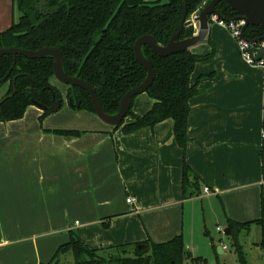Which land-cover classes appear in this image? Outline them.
I'll return each mask as SVG.
<instances>
[{
  "label": "crops",
  "instance_id": "crops-1",
  "mask_svg": "<svg viewBox=\"0 0 264 264\" xmlns=\"http://www.w3.org/2000/svg\"><path fill=\"white\" fill-rule=\"evenodd\" d=\"M13 17L12 0H0V31ZM212 48L190 75L200 92L189 99L184 149L171 118L124 133L63 99L43 118L42 109L30 105L21 118L0 122V264L47 263L70 229L99 253L181 235L185 249L206 264L211 250L221 246L224 255L222 240L203 232L207 217L224 230L227 219L258 218L264 201L263 68L246 63L215 22L190 50ZM138 95L132 110L141 115L153 99ZM131 120L126 116L124 123ZM183 161L201 180L198 196L182 198ZM130 196L133 203L126 202Z\"/></svg>",
  "mask_w": 264,
  "mask_h": 264
},
{
  "label": "trees",
  "instance_id": "trees-1",
  "mask_svg": "<svg viewBox=\"0 0 264 264\" xmlns=\"http://www.w3.org/2000/svg\"><path fill=\"white\" fill-rule=\"evenodd\" d=\"M210 0H187L185 19L206 5ZM19 16L0 31V48L18 47L37 50L44 46L58 48L63 56V70L67 75L87 81L95 90L103 110L114 114L122 95L139 85L146 76V70L135 58V40L145 34L152 35L160 45H166L176 32L184 16V0H12ZM222 19L237 16L225 1L215 6ZM193 25L184 26L178 40L191 37ZM249 40L264 39V30L249 25L244 32ZM196 54L190 48L167 56L154 54L147 45L142 46L143 55L149 60L155 78L145 93L153 99L152 106L143 114L133 112L132 97L126 116L115 127L124 133L142 127H153L156 123L171 118L176 142L183 149L188 142L187 116L189 99L200 92L197 82L191 83L190 75L197 62L212 56ZM14 65L12 66V64ZM53 58L29 59L22 55L5 54L0 57V90L6 85L0 99L12 93V79L15 78V93L0 103V122L21 118L26 108L34 102L46 106L40 118L51 113L49 106L52 94L61 99L59 90L50 83L53 77ZM263 68V115L261 126L264 130V58ZM9 74L7 75V72ZM67 98L78 109L95 113L87 92L78 86L67 85ZM71 106V105H70ZM75 107V106H72ZM125 116V117H126ZM51 132L79 136L82 131L54 129ZM182 198L198 196L202 183L198 175L183 161L181 177ZM230 236L238 262L249 264L239 241L242 232L248 233L252 226L260 229L258 246L264 250V201L261 200L258 218L237 222L227 219ZM67 242L59 245L47 263L59 264L60 255L71 254L73 264H206L201 257H194L185 249L181 235L163 242L146 240L139 243L122 244L112 247L105 255L84 244L77 229H70ZM142 244L143 246L139 247Z\"/></svg>",
  "mask_w": 264,
  "mask_h": 264
},
{
  "label": "water",
  "instance_id": "water-1",
  "mask_svg": "<svg viewBox=\"0 0 264 264\" xmlns=\"http://www.w3.org/2000/svg\"><path fill=\"white\" fill-rule=\"evenodd\" d=\"M219 1L227 2L229 6L237 12V16L234 18H243L245 20L243 32L249 25L259 26L264 30V0H210L206 5H204L199 10L197 15L194 16L192 19L191 18L185 19L187 0H184L185 9H184V16L181 20V24L178 30L172 34L166 45L158 44L156 42V39L149 34L142 35L135 40L133 45L135 58L138 61V63L146 70V76L139 85L130 88L122 95L119 101L118 110L114 114H107L103 110L101 103L98 100V97L95 93V90L91 87V85L87 81L75 76L67 75L64 72L63 56L58 48L52 46H44L37 50H29L18 47H7V48L3 47L0 48V57L5 54H11L14 57L16 55H22L29 59L51 56L53 58V63H52L53 76L58 81L66 85L78 86L84 89L91 99L96 116L106 124L116 126L125 118L132 97L145 92L155 78V71L149 60L143 55L142 46L147 45L149 49L158 56H167L173 53L184 51L185 49L190 48L193 45L203 41L208 31L209 16L211 14H215L218 17H220V14L217 12L215 8L216 4ZM193 23L198 24L196 33L189 38L178 40V36L182 31V28L184 26L192 25ZM256 40L258 41L260 40V38H257ZM252 52L253 51H251V54ZM255 53L256 55L255 56L253 55L254 61H259L264 58V49L256 50ZM13 65L14 63L12 64V66ZM8 74L9 71L7 72V75ZM5 78L6 77L1 78L0 82H3ZM15 78L16 77L12 79V86H13L12 93L2 97L0 99V103L3 102V100H5L7 97L13 96V94L15 93L16 90ZM68 102L69 105L78 107V104H73L70 98L68 99ZM61 103H62L61 99H55L54 94H52V100L48 108L52 112L56 111L61 106ZM34 105H36L41 109L46 108L45 105L38 102H34ZM223 234L226 237L230 236V231L228 227L224 228ZM141 246L143 245L140 244L139 247ZM220 248L221 246L218 247L219 252H220Z\"/></svg>",
  "mask_w": 264,
  "mask_h": 264
},
{
  "label": "rangeland",
  "instance_id": "rangeland-1",
  "mask_svg": "<svg viewBox=\"0 0 264 264\" xmlns=\"http://www.w3.org/2000/svg\"><path fill=\"white\" fill-rule=\"evenodd\" d=\"M198 13V12H197ZM195 13V14H197ZM19 11L15 7L13 8V18L16 20L19 16ZM194 17V15H191L190 18ZM198 27V24L195 23V28ZM50 83L54 85L61 94V99L65 101V104L69 103L66 92H67V85L58 81L54 76L50 78ZM6 85H4L0 90V96H2L6 91ZM145 93V92H144ZM145 95V94H144ZM139 97V95H137ZM223 222V221H222ZM216 225L221 226V222L219 223L218 220H216L213 217H207L206 221V231L204 229V233L206 232V237L209 239H212L214 242L219 243V239L222 240V243L225 244L227 249L224 251V255L219 254V250H211L209 257V263L208 264H240L238 262L236 253L233 249V247L230 244L229 239L223 234L222 232H219L216 230ZM255 228V226H254ZM252 227L251 231L248 234H242L239 237V241L242 245L243 251L245 253L246 260L249 264H264V250L260 248L258 245L255 244V242L259 241L261 238L260 235V229L258 226H256L257 231L253 230ZM205 239V238H204ZM101 255H105L106 252L100 253ZM59 264H73V259L71 254L67 253L65 255H60L59 257Z\"/></svg>",
  "mask_w": 264,
  "mask_h": 264
},
{
  "label": "built area",
  "instance_id": "built-area-1",
  "mask_svg": "<svg viewBox=\"0 0 264 264\" xmlns=\"http://www.w3.org/2000/svg\"><path fill=\"white\" fill-rule=\"evenodd\" d=\"M192 15L196 16L197 14L194 13ZM209 22H215V23L221 25L230 33L232 38L237 43L240 56L242 57V59L246 63H248V64H260L261 65V60L254 61L253 55L254 56L256 55V53H255L256 50L264 49V39H260L258 41L256 39H254V40L247 39L244 35L245 30L243 32V27L245 25V20L243 18H231V19L225 20V19H222L221 17H218L215 14H211L209 16ZM194 24L195 23H193L192 25H194ZM251 51H253L252 54H251ZM261 138H262V140H264V130L263 129L261 131ZM208 191H209L208 187H204V192H208ZM126 202L133 203L134 198L131 196L127 197ZM217 230H219L221 232L223 231L219 227L217 228ZM222 248L227 249V247L225 245H223ZM193 264H201V263L196 262Z\"/></svg>",
  "mask_w": 264,
  "mask_h": 264
},
{
  "label": "flooded vegetation",
  "instance_id": "flooded-vegetation-1",
  "mask_svg": "<svg viewBox=\"0 0 264 264\" xmlns=\"http://www.w3.org/2000/svg\"><path fill=\"white\" fill-rule=\"evenodd\" d=\"M67 99H69V98H67Z\"/></svg>",
  "mask_w": 264,
  "mask_h": 264
}]
</instances>
